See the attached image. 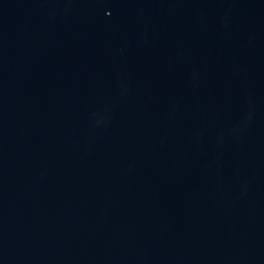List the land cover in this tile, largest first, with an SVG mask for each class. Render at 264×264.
Wrapping results in <instances>:
<instances>
[{"label": "water", "instance_id": "water-1", "mask_svg": "<svg viewBox=\"0 0 264 264\" xmlns=\"http://www.w3.org/2000/svg\"><path fill=\"white\" fill-rule=\"evenodd\" d=\"M0 264H264V0H0Z\"/></svg>", "mask_w": 264, "mask_h": 264}]
</instances>
